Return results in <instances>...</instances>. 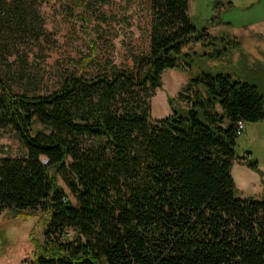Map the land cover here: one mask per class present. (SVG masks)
Segmentation results:
<instances>
[{
  "label": "trees",
  "instance_id": "1",
  "mask_svg": "<svg viewBox=\"0 0 264 264\" xmlns=\"http://www.w3.org/2000/svg\"><path fill=\"white\" fill-rule=\"evenodd\" d=\"M13 2L1 16L12 33L29 32L22 0ZM150 4L149 52L135 73L70 75L42 95L16 93L0 76V128L26 150L0 159V214L44 215L34 264H264V189L240 199L231 174L250 157L235 153L239 123L264 121V94L200 72L178 94L184 108L151 120L163 72L190 67L187 44L218 39L192 24L188 0Z\"/></svg>",
  "mask_w": 264,
  "mask_h": 264
},
{
  "label": "rangeland",
  "instance_id": "2",
  "mask_svg": "<svg viewBox=\"0 0 264 264\" xmlns=\"http://www.w3.org/2000/svg\"><path fill=\"white\" fill-rule=\"evenodd\" d=\"M22 0L29 32L14 34L0 12V76L16 93L49 94L70 75L91 79L113 68L136 72L149 52L150 0ZM13 0H0V6ZM7 6V5H6ZM15 7V6H14ZM13 7V9H14ZM187 14L198 31L206 29L217 44L191 42L182 52L190 67L166 70L150 99V118L160 120L172 108H184L178 94L200 72L225 73L255 85L264 94V0H188ZM26 27V26H25ZM25 35V36H24ZM217 50L218 55L209 56ZM245 130L248 133L245 134ZM26 150L10 128H0V159L22 157ZM232 178L237 197L257 199L264 189V121L245 123L236 140ZM247 158V157H246ZM257 162L255 169L247 162ZM61 187L68 193L64 184ZM262 188V189H261ZM45 217L40 211L15 218L0 214V264H34L42 244ZM68 239L75 233L68 232Z\"/></svg>",
  "mask_w": 264,
  "mask_h": 264
},
{
  "label": "built area",
  "instance_id": "3",
  "mask_svg": "<svg viewBox=\"0 0 264 264\" xmlns=\"http://www.w3.org/2000/svg\"><path fill=\"white\" fill-rule=\"evenodd\" d=\"M243 124L242 123H239V134L241 135L242 134V132H243Z\"/></svg>",
  "mask_w": 264,
  "mask_h": 264
},
{
  "label": "crops",
  "instance_id": "4",
  "mask_svg": "<svg viewBox=\"0 0 264 264\" xmlns=\"http://www.w3.org/2000/svg\"><path fill=\"white\" fill-rule=\"evenodd\" d=\"M243 130H244V128H243ZM246 133H248V130H245V134ZM262 189V188H261ZM250 197L249 198H254V199H257L256 197H255V195L253 194V192L249 195Z\"/></svg>",
  "mask_w": 264,
  "mask_h": 264
}]
</instances>
